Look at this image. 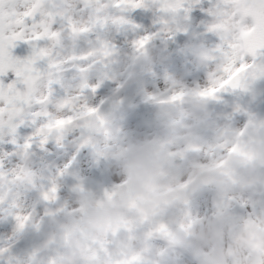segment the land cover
<instances>
[{
    "label": "snow or ice",
    "instance_id": "snow-or-ice-1",
    "mask_svg": "<svg viewBox=\"0 0 264 264\" xmlns=\"http://www.w3.org/2000/svg\"><path fill=\"white\" fill-rule=\"evenodd\" d=\"M222 2L235 10L230 21L216 22L208 19L212 15L213 0H82L86 9L94 15L91 26H79L70 18L65 20V28L71 33L74 43L71 54L63 63L72 62L71 79L76 84L75 94L66 92L57 95L56 87L50 84L47 97L56 112L68 114L56 116L50 110H37L31 113L33 119L28 134L22 135L23 120L8 125L10 139L7 141L4 139L6 122L3 105L7 102L5 90L10 91L13 84H6L5 80L0 79V145L7 143L12 146V151L3 150L4 155L27 158L38 138L35 147L39 151L49 156L51 153L48 146L51 144L67 156L62 165L53 167L47 162L44 164L49 175L41 177L47 183L40 186L36 182V172H24L23 169L17 172L14 180L21 182L22 193L13 191V181L0 160V213H3L0 221L10 224V231L0 236V264H36V245L25 249L23 257L15 249L29 235H40L47 219L56 214L57 208L54 205L61 204L63 199L61 181L70 194L86 190V185L81 182L82 170L78 167L81 156L88 155L90 158L89 171L94 173L91 179L103 184L105 190L113 184L112 178H108L103 170L105 160L102 151L83 130L89 122L100 126L106 124L107 114L104 109L109 103L103 92L106 86L110 85V90L115 92H121L127 87L126 82L117 78L113 67L119 62L116 57L120 55L121 48L102 33L113 31L121 38L123 45L132 50L130 59L133 63L137 59L135 53L141 50L146 52L151 46L159 47L162 52L159 70L153 66L148 75L157 81L156 87L160 83L168 84L170 94L161 97L146 84L138 85L135 103L126 106L125 98L121 96L111 104L113 111L127 107L126 121L130 122L139 113L142 104L162 105L182 101L188 95L184 88L177 89L173 72L168 67L170 54L176 53L189 63L190 58L195 57L205 68L214 66V71L203 73L206 81L204 86L199 81H193L192 93L222 105L227 109V119L242 121L240 136L250 127L264 129V117L254 109V105L264 102V0ZM55 3L56 0H0V77L5 75L3 62L6 53L10 55L21 44L28 46L31 49L28 56L15 58L17 64L27 66L35 63L37 55H47L46 49L38 48L33 41H60L61 33L50 30L42 19L47 16L53 25L56 23L57 14L45 7ZM197 12L200 13L199 19ZM138 16H142L148 23L138 20ZM207 35L216 37L211 50L197 52L194 41ZM82 36H87V43L94 46L87 50L79 49L76 42ZM181 37L184 38L183 43ZM124 55L128 56V53ZM98 66L101 70L93 80L91 73ZM217 73L221 75L217 76ZM16 75H21L20 69H17ZM55 85L64 87L59 80ZM89 98L95 99V103H88ZM77 100H83L82 110L74 112L73 101ZM70 127L81 129L79 139L74 142L67 139ZM219 147L230 155H246L243 141ZM69 180L71 183H68ZM29 193H35V197L30 210H25L19 201L21 195L27 197ZM63 207L67 208L66 200L63 201ZM50 243L56 242L51 240ZM57 256L58 252L50 255L48 264H58Z\"/></svg>",
    "mask_w": 264,
    "mask_h": 264
},
{
    "label": "rangeland",
    "instance_id": "rangeland-1",
    "mask_svg": "<svg viewBox=\"0 0 264 264\" xmlns=\"http://www.w3.org/2000/svg\"><path fill=\"white\" fill-rule=\"evenodd\" d=\"M229 15L232 17L231 13ZM197 18L199 19L200 16ZM137 19L145 24L148 23L142 16H138ZM183 40L184 38L181 37V43ZM194 44L197 52L200 53L209 52L212 48V44L209 46L204 36L196 39ZM148 51L155 53L151 59L145 58ZM156 54L157 50L151 46L146 52L141 50L135 53L137 59L134 63L130 59L131 55L119 59L118 65L113 66L117 78L124 82L129 77L128 72H139L140 85L146 84L150 90L160 96L162 91L166 92V95L161 97L168 96L171 91L169 85L160 83L159 87H156L157 81L148 75L149 69L153 66L159 70L161 59L157 58ZM171 56L168 67L176 71L186 68L188 74L185 83H176L177 89L184 88L188 95L182 101L175 102L171 116L168 118L173 126L169 129L162 124L156 128L144 127L136 118V114L130 122L126 121L127 107L120 115L114 117L115 125L121 128L124 135L136 136L142 131H151L155 137L153 144L157 145L154 167L144 171V179H141L145 181V188H142V194L135 197V207L130 211L115 209L118 211L114 212L104 204L82 205L75 196L66 192L67 187L64 186L61 191L63 198L61 204L54 205L57 208L54 224L35 242L29 245L22 243L16 248L15 251L21 257L29 246L36 245L39 250L42 245L48 247L49 254L45 258L37 255L36 264H48L49 256L57 252L58 264H222L217 260L222 261L223 264H264V183L253 197L246 196V193L240 189L229 191L230 206L217 224L209 199V193L214 190L212 175L219 165L216 162L227 154L219 146L232 145L233 136L242 128V121L232 122L226 118L227 110L224 107L223 109L220 105L213 104L210 99L192 93L193 81H199L200 85L204 86L206 81L203 79V73L214 71L213 65L205 68L198 58H190L191 63H189L176 53H172ZM124 63L127 69H129L128 64L134 65L135 68L126 71L121 67ZM66 64L72 65V62L68 61ZM220 75L217 73V76ZM110 89V85L106 86L103 90L104 95L113 99L125 96L126 106L137 100L136 89L126 95L121 92L115 94V91L110 95L112 91ZM203 99L206 100L203 102ZM82 103L83 100L73 101V111L82 110ZM88 103H95V99L89 98ZM208 103L213 104V108L201 112ZM149 106L141 105L139 113ZM117 121L120 123L118 124ZM223 121L228 128L223 127ZM194 123H201L202 127L191 131L188 127ZM76 133L77 129L73 128V131L67 132V136L73 138ZM100 133L98 136L102 147L99 148L104 151L105 161L110 168L108 175L111 178L112 162L120 158L117 152L119 147L103 143L101 141L103 132ZM176 135L183 136V139L178 140ZM176 149L181 150L185 155L186 168L181 171H173L170 168L169 155L166 154L169 150ZM115 150V154L109 153ZM162 154L166 155L163 157ZM84 163L85 160L81 164ZM209 166L211 168L204 173L203 171ZM82 169L83 172H88L84 167ZM131 175L129 173V176ZM183 177V182L188 187L178 192L169 191L171 185L176 184ZM36 181H39L38 175ZM195 185L205 186L208 189L205 194H200ZM193 187L195 189L192 190ZM111 190L116 199L122 191L117 186H112ZM13 191L22 193L23 188H15ZM159 191L163 193L162 196L157 194ZM34 197L35 193H29L27 197L21 195L19 202L25 210H30ZM65 200L66 209L63 207ZM164 207L168 209V213L164 218L163 228L159 229L155 222L149 219L153 209ZM0 216H3V213H0ZM247 223L253 227L254 247L251 254L237 237ZM215 229L222 230L223 234L220 238H216ZM9 231L10 224L0 221V236ZM179 236H183L180 243L183 245L182 248H186L188 253L193 255L187 254L177 245ZM51 240L56 243H50Z\"/></svg>",
    "mask_w": 264,
    "mask_h": 264
},
{
    "label": "clouds",
    "instance_id": "clouds-1",
    "mask_svg": "<svg viewBox=\"0 0 264 264\" xmlns=\"http://www.w3.org/2000/svg\"><path fill=\"white\" fill-rule=\"evenodd\" d=\"M207 6V5H206ZM46 9H51L57 14L56 23L53 25L51 19L47 16L42 17L45 21V25L61 33L60 41L43 39L40 41H33L39 47H43L47 51L46 56L35 57V63H29L27 66L16 63V57L24 58L29 55L31 49L24 46L26 54H17L16 50L21 45L13 49L9 54L6 53L3 62V71L5 75L0 79L5 80L6 84L11 82L13 84L12 89L5 90V96L7 102L4 103V119L6 122L4 129V139L7 141L10 139L8 135V125L19 123L24 121V125L21 128L23 132L31 131V120L33 119L31 113L37 110H50L56 116H65L68 113L56 112L51 103L47 100L50 84L56 87L57 95L68 93H74L76 91V84L71 79L73 73L71 71L72 65L63 63L68 55L71 54L73 48L72 35L65 28V20L72 19L79 26H91L94 20V15L86 9V6L82 3V0H56L54 5H46ZM212 15L208 19L212 21H224L231 20L229 13L233 15V8L227 4H224L222 0H213L211 5ZM62 14V15H60ZM199 17L200 13H196ZM42 30V29H41ZM107 39L116 42L120 48L121 53L117 59H124V53L127 52L128 56L132 55V50L126 48L121 38L117 37L113 31L102 33ZM215 35L204 36V39L211 46L215 40ZM88 37L82 36L77 42L76 46L79 49L87 50L89 47L94 46L87 43ZM55 64L56 67H50ZM17 69L21 70V75L17 76ZM98 66L91 73L94 77L99 71ZM59 80L63 83L64 87L55 85V82ZM36 101H41L37 104ZM73 131V128H69L68 132ZM22 132V131H21ZM155 137L151 131H142L138 135L131 137L128 140L122 142L117 149L120 153V158L112 162V175L113 184H124L129 179V173L132 174L133 179L142 174L145 170L154 167V155L157 149V145L153 144ZM38 143V138L34 141V147L29 150L27 158H21L20 155L5 156L3 150L12 151V146L5 143L0 145V160H2L5 170L9 173V178L12 179V187L17 189L22 188L20 181H15L14 177L21 169L24 172H40L42 164L50 157L39 151L35 144ZM11 146V147H10ZM52 147L51 144L48 146ZM61 152V151H60ZM63 152H61L62 154ZM206 207V205H202ZM118 211V210H113ZM96 215V213H92Z\"/></svg>",
    "mask_w": 264,
    "mask_h": 264
},
{
    "label": "water",
    "instance_id": "water-1",
    "mask_svg": "<svg viewBox=\"0 0 264 264\" xmlns=\"http://www.w3.org/2000/svg\"><path fill=\"white\" fill-rule=\"evenodd\" d=\"M21 47H22V45H21ZM21 47H19L17 50H16V52H17V54H26V52L24 51V48H21ZM229 99H231V97H228ZM145 114V113H144ZM144 114L142 115V116H144ZM161 117V116H160ZM88 125V124H87ZM86 125V126H87ZM99 125L97 124V127H98ZM97 127H96V129H97ZM85 129H87V128H85ZM95 129V130H96ZM88 132L90 133V130H88ZM255 135V133L253 132V130L252 129H250V130H248L246 133H245V135H244V137L242 138V140L241 141H243V143H245L246 141L248 142V141H250L251 140V136H254ZM181 158V157H180ZM178 166L179 165H175V168H178ZM70 182H71V180H70ZM82 183H84L83 181H81ZM216 182V185H217V191H216V193L218 194V196L220 197V199L222 200V199H224L225 198V194H226V192H227V190L229 189V187L230 186H228L227 184L226 185H224L223 183H221L220 181H218V180H216L215 181ZM82 193V192H81ZM86 200H88V201H92V200H95V199H93V197H91L90 195H82ZM128 206H131V203L130 202H128ZM225 205L224 204H220L219 206H218V211L221 209V208H223ZM161 218H162V214L161 215H158V220H161ZM51 221V218H48L47 219V221H46V226H47V224L49 223ZM34 238V235H29L28 237H27V239L28 240H31V239H33ZM241 239L243 240V241H245V242H247L248 244H250V236H249V229L247 228V229H245L244 231H243V233H242V235H241Z\"/></svg>",
    "mask_w": 264,
    "mask_h": 264
},
{
    "label": "bare ground",
    "instance_id": "bare-ground-1",
    "mask_svg": "<svg viewBox=\"0 0 264 264\" xmlns=\"http://www.w3.org/2000/svg\"><path fill=\"white\" fill-rule=\"evenodd\" d=\"M152 52H148V56H151ZM170 71L173 72V78L176 82H182L185 83L187 78H188V74L186 71L178 69L179 71L173 70L172 68H169ZM223 127L228 128V126L226 125V122L223 121L222 123Z\"/></svg>",
    "mask_w": 264,
    "mask_h": 264
}]
</instances>
